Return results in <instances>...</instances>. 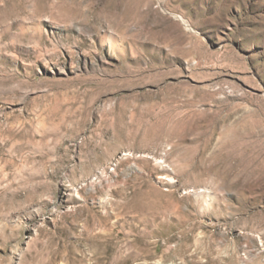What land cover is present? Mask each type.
Segmentation results:
<instances>
[{
  "label": "rangeland",
  "instance_id": "1",
  "mask_svg": "<svg viewBox=\"0 0 264 264\" xmlns=\"http://www.w3.org/2000/svg\"><path fill=\"white\" fill-rule=\"evenodd\" d=\"M0 264H264V0H0Z\"/></svg>",
  "mask_w": 264,
  "mask_h": 264
}]
</instances>
